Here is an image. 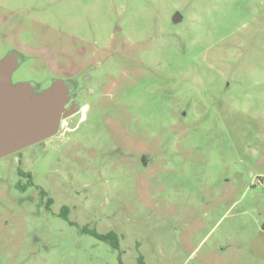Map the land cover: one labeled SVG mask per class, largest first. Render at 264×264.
<instances>
[{
	"label": "rangeland",
	"instance_id": "374dc122",
	"mask_svg": "<svg viewBox=\"0 0 264 264\" xmlns=\"http://www.w3.org/2000/svg\"><path fill=\"white\" fill-rule=\"evenodd\" d=\"M9 56L86 106L0 160V264H264V0H0Z\"/></svg>",
	"mask_w": 264,
	"mask_h": 264
},
{
	"label": "water",
	"instance_id": "95a60500",
	"mask_svg": "<svg viewBox=\"0 0 264 264\" xmlns=\"http://www.w3.org/2000/svg\"><path fill=\"white\" fill-rule=\"evenodd\" d=\"M181 20L180 14L174 17L176 23ZM16 66L13 56L0 61V159L55 137L61 121L72 114L65 109L69 100L66 85L57 83L31 99L28 86L11 85Z\"/></svg>",
	"mask_w": 264,
	"mask_h": 264
},
{
	"label": "flooded vegetation",
	"instance_id": "af4514ba",
	"mask_svg": "<svg viewBox=\"0 0 264 264\" xmlns=\"http://www.w3.org/2000/svg\"><path fill=\"white\" fill-rule=\"evenodd\" d=\"M90 79H91V76H87L85 78V81L88 82V81H90ZM68 89H69L70 94H69V100L67 101V103L65 105V109H66L67 112L72 113L70 115V116H72V115H75V114L81 112L82 108L85 107L86 105L82 106V104H80V101L76 100L73 97L74 96L73 91L69 87H68ZM87 91H90V90L87 89ZM90 93L92 94L91 91H90ZM69 117H67L66 119H68ZM41 143H37V144H41ZM37 144H34V145H37ZM34 145H31V146H34ZM31 146H28V147H26V148H24V149H22L20 151H17V152H15V153H13V154H11L9 156L4 157V158L13 156L14 157V161L13 162H17L19 165H21L23 163V161H24V155L22 154L23 150H25V149H27V148H29ZM18 175H19V177L26 176V177H29V178L31 176L30 174L25 175V174H22V173H19ZM45 196H47L46 192H44V191H40L39 192V197L42 199V202H43V199H44ZM52 202L53 201L51 199H49L48 202L44 205V208H46L47 210H50V206L52 205ZM62 213H63V218L65 220H68L69 219L68 218V214H69L68 213V208H63V212Z\"/></svg>",
	"mask_w": 264,
	"mask_h": 264
},
{
	"label": "trees",
	"instance_id": "16d2710c",
	"mask_svg": "<svg viewBox=\"0 0 264 264\" xmlns=\"http://www.w3.org/2000/svg\"><path fill=\"white\" fill-rule=\"evenodd\" d=\"M262 230L264 231V225L262 227ZM86 232H89L88 230H86ZM96 238H98L101 241H107L109 242L114 249H119V240H118V236L116 233L112 232L110 234L107 235H98V234H94Z\"/></svg>",
	"mask_w": 264,
	"mask_h": 264
}]
</instances>
